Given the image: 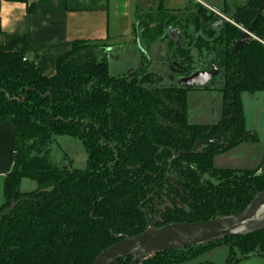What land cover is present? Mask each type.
Returning a JSON list of instances; mask_svg holds the SVG:
<instances>
[{
    "label": "trees",
    "instance_id": "trees-1",
    "mask_svg": "<svg viewBox=\"0 0 264 264\" xmlns=\"http://www.w3.org/2000/svg\"><path fill=\"white\" fill-rule=\"evenodd\" d=\"M262 2L249 0L241 9L242 28L252 23ZM211 20L194 23L193 44L183 45L180 36V45L170 40L183 63L193 62L194 48L211 50L208 61L222 72L221 121L230 120L221 140L194 154L181 152L220 132L221 121L189 122L188 92L208 85L149 87L160 77L145 63L126 75H112L106 61L78 58L88 45L83 41L59 58L52 77L44 76L35 62L24 61L23 54L0 52V124L14 126L12 168L0 212L15 194L21 200L0 220V264H92L108 247L150 226L236 214L264 191L262 165L254 170L213 165L215 156L241 142L259 141L257 133L246 129L241 94L264 91V11L254 37L238 53L234 46L244 30L217 21V16ZM164 24L149 32L151 41L170 38V20ZM58 135L83 142L86 169L52 162L51 145ZM26 178L37 182L35 191H21ZM223 244L231 247L227 264L240 260L235 248L241 258L264 255V228L164 252L142 264H181ZM131 259L116 264H130Z\"/></svg>",
    "mask_w": 264,
    "mask_h": 264
},
{
    "label": "rangeland",
    "instance_id": "rangeland-1",
    "mask_svg": "<svg viewBox=\"0 0 264 264\" xmlns=\"http://www.w3.org/2000/svg\"><path fill=\"white\" fill-rule=\"evenodd\" d=\"M248 2L247 0H166L164 1L165 9L162 1L143 0L140 2L141 15L138 21H135L134 36L131 39L123 37L117 41L88 44L79 50L78 58L95 57L98 61H106L112 75H126L145 63L148 71L160 77L149 87L181 86L187 84L191 77L195 78L200 74L197 70L202 69L201 66H211L207 56L212 51L209 49L198 51L194 48L191 52L193 62L183 63L175 55L173 42L162 39L151 41L149 32L156 31L159 23L164 24V21L170 20L173 32L174 29L180 30L182 44L185 46L193 44L191 37L196 32L194 23L198 21L200 24H205L207 21H212L213 16H217L219 22H227L242 29L236 19L239 20L237 15ZM209 31H212L211 27ZM213 31L215 33L216 30ZM138 38L140 41H137ZM207 39L212 38L207 35ZM131 40L137 43L130 44ZM108 49L111 50L108 51ZM209 73L214 74L210 79H205L204 85L209 87L188 92L187 109L189 122L192 124L214 125L222 119L223 96L219 90L222 72L215 68ZM241 98L246 129L257 133L259 141L241 142L215 156L213 162L215 168L254 170L261 165L264 166V91L255 93L244 91ZM50 158L53 163L62 168L86 169L88 166V154L83 142L79 138L68 135L56 136L51 145ZM22 181L21 190L24 192H32L38 188L34 180L26 178ZM235 251L236 256L240 258L236 264H264V255L241 258L236 248ZM230 253V245L223 244L181 264H227Z\"/></svg>",
    "mask_w": 264,
    "mask_h": 264
},
{
    "label": "crops",
    "instance_id": "crops-1",
    "mask_svg": "<svg viewBox=\"0 0 264 264\" xmlns=\"http://www.w3.org/2000/svg\"><path fill=\"white\" fill-rule=\"evenodd\" d=\"M141 1L3 0L0 9V52L23 54L40 66L44 76L52 77L57 72L59 58L70 51L77 41L96 45L123 37L131 39L135 21L141 15ZM159 1L166 9V0ZM137 41L131 40L130 44ZM13 142V124L1 123L0 206L5 202L4 182L12 168Z\"/></svg>",
    "mask_w": 264,
    "mask_h": 264
},
{
    "label": "water",
    "instance_id": "water-1",
    "mask_svg": "<svg viewBox=\"0 0 264 264\" xmlns=\"http://www.w3.org/2000/svg\"><path fill=\"white\" fill-rule=\"evenodd\" d=\"M263 11L264 0L257 11L255 19L249 26L244 28L242 37L235 44V52L238 53L254 37L255 24ZM244 12H249V10ZM236 22L238 23L237 19ZM178 33L179 30L172 31L171 37L177 45H180ZM211 76L213 77L214 74H198L195 78L191 77L184 86H202L205 84V79H210ZM229 120L230 118H224L221 121L220 132L217 135L207 140L196 141L190 152H181V154H194L201 147L221 140L225 133V124ZM262 168H264L263 165ZM16 198L17 194L13 196L10 206L0 212V220L11 214L20 203L21 200ZM263 207L264 191H261L243 211L236 214L202 222L173 223L155 228L150 226L144 233L126 237L124 240L108 247L96 257L92 264H116L123 258H132L130 264H142L144 261L164 252L205 245L230 236L250 234L264 228V215L258 216Z\"/></svg>",
    "mask_w": 264,
    "mask_h": 264
},
{
    "label": "flooded vegetation",
    "instance_id": "flooded-vegetation-1",
    "mask_svg": "<svg viewBox=\"0 0 264 264\" xmlns=\"http://www.w3.org/2000/svg\"><path fill=\"white\" fill-rule=\"evenodd\" d=\"M237 16H239V14L237 15ZM238 23H239V20H238ZM159 24H161V23H159ZM165 27V26H164ZM174 30H179V29H174ZM242 30H244V28H242ZM173 31V29H172V27H170L169 29H168V35H169V40H171L172 39V37H171V32ZM181 35V33H180V30H179V33H178V37ZM173 40V39H172ZM179 40H180V38H179ZM174 41V40H173ZM235 47V46H234ZM214 67H216L214 64H212L211 66H206V65H204V66H201V68L202 69H200V70H197V73L199 72L200 74H202V73H209V72H212V71H214L215 70V68ZM217 68V67H216Z\"/></svg>",
    "mask_w": 264,
    "mask_h": 264
},
{
    "label": "bare ground",
    "instance_id": "bare-ground-1",
    "mask_svg": "<svg viewBox=\"0 0 264 264\" xmlns=\"http://www.w3.org/2000/svg\"><path fill=\"white\" fill-rule=\"evenodd\" d=\"M262 215H264V207H263L262 210L258 213V216H259V217L262 216Z\"/></svg>",
    "mask_w": 264,
    "mask_h": 264
},
{
    "label": "built area",
    "instance_id": "built-area-1",
    "mask_svg": "<svg viewBox=\"0 0 264 264\" xmlns=\"http://www.w3.org/2000/svg\"><path fill=\"white\" fill-rule=\"evenodd\" d=\"M26 60H27V58L24 57V61H26Z\"/></svg>",
    "mask_w": 264,
    "mask_h": 264
}]
</instances>
